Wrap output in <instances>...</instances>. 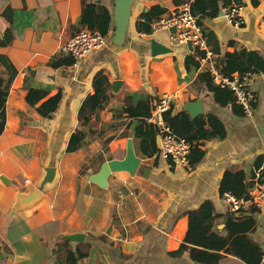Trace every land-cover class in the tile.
<instances>
[{"label":"crops","instance_id":"crops-1","mask_svg":"<svg viewBox=\"0 0 264 264\" xmlns=\"http://www.w3.org/2000/svg\"><path fill=\"white\" fill-rule=\"evenodd\" d=\"M184 1L136 0L126 40L116 46L111 41L114 0H102L101 5L111 14L106 46L78 64L73 61L71 66L54 67V62L72 60L60 49L82 30V0H0V37L9 28L14 34L13 43L0 48V55L8 57L17 70L6 101V127L0 136V264H60L59 242L75 234L84 239L72 242L74 249L89 247L88 258L78 264H197L188 251L173 253L186 239L187 213L205 202L213 205L215 232L221 237L228 236V216H253L256 228L249 237L264 251V206H247L234 213L220 193L226 173L242 171L251 181L258 161L264 160V72H248L254 75L256 97L251 117L243 114L233 93L242 114H237L231 103L216 102L214 93L198 79L206 72L199 66H186L187 58L199 65L202 53L198 49L173 44L171 30L147 34L138 29L141 15L152 7L160 6L168 15ZM232 5L242 6L245 23L240 29L221 14L227 8L223 1L217 17L199 19L222 71L226 55L242 50L256 52L264 60V0H239V4L232 0ZM8 8L14 11L13 25L3 16ZM155 43L168 52L153 56ZM3 72L0 65V75ZM99 73L108 77V96L113 82L122 81L123 86L94 117L97 137L87 140L78 152L67 154L69 139L80 126L79 110L95 93L93 82ZM29 89L44 90L47 98L61 96L50 118L28 106ZM176 93L173 114L200 100L204 114L197 118L214 116L226 132L222 139L201 142L204 158L191 170L168 165L159 152L151 158L144 156L135 136L139 122L123 113L128 104L147 100L153 110L160 96ZM129 142L148 175L113 173L107 188L90 182L105 163L125 159ZM158 142L159 138V149ZM48 169H54V174H48ZM29 185L42 190L43 201L12 215L17 194L26 192ZM219 264L245 263L225 254Z\"/></svg>","mask_w":264,"mask_h":264},{"label":"trees","instance_id":"trees-1","mask_svg":"<svg viewBox=\"0 0 264 264\" xmlns=\"http://www.w3.org/2000/svg\"><path fill=\"white\" fill-rule=\"evenodd\" d=\"M98 0H82L81 28L88 29L92 32H99L107 37L111 30V14L103 5L97 4ZM223 1L224 7H229L232 0H194L192 4L193 12L201 18H215L220 14L219 2ZM239 4V0H234ZM166 9L155 6L149 11L143 13V21L138 23V29L142 33L151 32V24L166 14ZM4 18L13 25L14 11L8 8L3 13ZM14 41L13 28H9L2 37H0V48L9 47ZM227 60L223 73L230 76L234 73L244 75L248 72H264V60L256 53L242 50L239 53L226 55ZM0 65L4 72L0 75V136L6 127V101L9 94L10 86L17 75V70L10 62L8 57L0 55ZM54 67L71 66L73 59H63L52 64ZM194 64L193 58L186 59V66ZM209 92L214 93L216 102L221 105L233 104L234 111L242 114V109L235 104L232 93L228 90L220 89L213 85L210 76L207 73L200 74L198 77ZM95 93L86 98L82 104L78 120L79 129L73 133L69 139L66 153L78 152L87 140H93L97 137L96 131L92 127L94 117H98L104 109V104L109 101L108 77L99 73L93 82ZM48 93L41 89H29L26 102L28 106L34 109L43 118H50L58 109L61 96L57 95L47 98ZM238 108V110L236 109ZM152 112V105L149 100L138 101L135 105L131 103L126 106L123 113L128 118L136 120L139 125L135 128V136L140 140L141 153L148 157H154L158 154L157 147L158 129L149 124L147 119ZM165 120L172 127L175 133L191 144V162L193 165L200 163L204 158V151L201 149L203 140L212 138H224L226 135L224 126L214 116H209L208 120L200 117L192 120L190 115L183 111L179 114H173L171 108L165 114ZM207 123L209 126H207ZM85 129L86 132H83ZM112 139H109L110 141ZM263 159L259 160L257 168L260 167ZM253 179L248 180L244 172L226 173L220 184V193L223 195L230 192L238 198L246 195L253 186ZM188 231L184 243L173 255H181L188 251L191 258L197 264H219L225 254L237 257L245 264H260L264 251L259 245L254 243L249 234L256 228V221L253 216L236 218L234 215L227 217L225 230L227 237H221L215 232V221L217 216L214 213L213 205L205 202L197 210L187 213ZM58 257L60 264H78L89 256V247L83 249L81 245L73 248L69 240H60Z\"/></svg>","mask_w":264,"mask_h":264},{"label":"built area","instance_id":"built-area-1","mask_svg":"<svg viewBox=\"0 0 264 264\" xmlns=\"http://www.w3.org/2000/svg\"><path fill=\"white\" fill-rule=\"evenodd\" d=\"M193 0L184 1L176 10L168 15H163L151 24L152 32L165 29H175L170 35V40L175 45L191 43L199 50V68L209 74L213 85L220 89L233 93L238 105L243 109L245 116L253 115V103L255 94L252 90L254 75H225L217 61L213 51L209 48L205 32L199 22L198 16L192 9ZM224 17L232 26L240 29L244 26L245 19L242 14V6L232 5L223 10ZM106 46V37L99 32L82 29L65 43L60 52L73 59L78 64L83 58L93 51ZM176 94H163L159 97L147 122L158 129L160 142L159 155L168 165L182 167L187 170L193 168L191 162L192 146L186 138L178 136L165 120V114L171 109ZM88 171H90L88 169ZM223 203L234 213H240L247 206L261 208L264 206V160L255 173L253 186L249 192L241 198L230 192L222 195ZM3 264H6L3 262ZM260 264H264V254Z\"/></svg>","mask_w":264,"mask_h":264},{"label":"water","instance_id":"water-1","mask_svg":"<svg viewBox=\"0 0 264 264\" xmlns=\"http://www.w3.org/2000/svg\"><path fill=\"white\" fill-rule=\"evenodd\" d=\"M102 0H98L97 3L101 4ZM136 0H114L113 2V23L114 30L112 36V43L116 46L122 45L126 40V35L129 29L132 15V7ZM222 14V13H221ZM223 15V14H222ZM172 33H175V29H171ZM188 48L192 51L193 47L191 43H187ZM168 51L161 45L154 44L152 47L153 56L160 54H165ZM224 60L221 61V66L223 67ZM123 86L122 81H115L111 87V93L109 97L113 98L117 95ZM184 110L188 112L192 119H196L204 114L202 101L198 100L196 102L189 103L185 106ZM86 132L85 129H82ZM127 155L122 161H110L105 163L100 172L93 175L90 178V182L99 185L101 188L108 187V178L117 172H128L131 175L140 174L142 176H147V170L140 167V159H138L132 149V144L129 142ZM160 147V142H158ZM251 169L247 170L248 177L250 176ZM54 169H48V174H54ZM45 195L41 189L29 185L26 188V192L18 193L16 197L15 204L12 209V215L25 210H29L37 206L41 201H43ZM111 228L109 229V234ZM65 240H69L74 243H82L84 236L82 234L68 235L63 237Z\"/></svg>","mask_w":264,"mask_h":264}]
</instances>
